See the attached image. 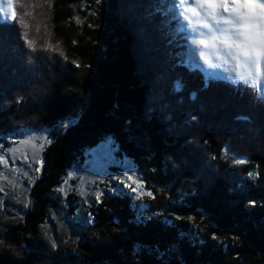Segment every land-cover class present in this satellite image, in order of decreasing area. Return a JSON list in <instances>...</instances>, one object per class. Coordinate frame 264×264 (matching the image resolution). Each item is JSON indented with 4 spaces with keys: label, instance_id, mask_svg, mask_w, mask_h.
Segmentation results:
<instances>
[{
    "label": "trees",
    "instance_id": "obj_1",
    "mask_svg": "<svg viewBox=\"0 0 264 264\" xmlns=\"http://www.w3.org/2000/svg\"><path fill=\"white\" fill-rule=\"evenodd\" d=\"M34 2L31 46L16 20L0 29V146L48 132L9 244L34 249L65 180L109 143L151 195L137 206L105 190L86 229L70 222L73 264H264V99L173 56L162 17L146 15L152 0Z\"/></svg>",
    "mask_w": 264,
    "mask_h": 264
},
{
    "label": "rangeland",
    "instance_id": "obj_2",
    "mask_svg": "<svg viewBox=\"0 0 264 264\" xmlns=\"http://www.w3.org/2000/svg\"><path fill=\"white\" fill-rule=\"evenodd\" d=\"M18 3L21 16H16V22L18 21V26L21 24L25 30L26 27L28 28L30 43L27 35L25 39L27 41L26 45L31 46L33 42L32 29L35 21V2L34 0H19ZM158 3L159 0H152L150 4H147L146 15L148 14L150 17L151 13H153L160 18L161 15L155 11ZM40 9H38V12ZM32 12L31 24L29 25L23 15ZM160 23L161 25L163 24L161 21ZM179 23L177 20L169 22L167 25L166 35L171 42L174 41L171 54L177 57L178 54L182 53V60L189 65L199 66V62L186 61L184 55L186 46L182 38L186 33H178L176 31ZM19 27L18 30L20 31ZM18 53L25 59L23 49H20ZM167 68L169 71V66ZM202 68L210 76L221 74L234 76L230 72ZM47 134L48 132L46 131L27 132L12 141L9 140L10 148L2 149L0 146V157L6 161L0 164V251H13L18 255L32 256L38 264H73L69 257L78 255L80 238L71 223H80L85 226L84 229L89 226L88 208L99 200L97 199V194L100 197L105 190L112 191L117 189L124 191L133 196L134 202L138 206L148 197L144 193H149V190L146 189L139 173L136 172L130 162L123 161L121 163L117 160L109 143L102 144L94 151L87 150L85 153V165L72 173V176L65 180L64 186L60 188V193L65 203L59 201L58 207L50 211L48 221L36 233V240L33 242L34 249L25 248L22 251L12 246L6 237V230L10 225L21 221L26 208L30 204L28 195L29 183L32 182L40 170L41 152L48 143ZM125 169L129 170L130 173H134V180L140 182L141 187L137 191L131 190L136 188V184L127 181L126 177L125 181L129 184V187H124L117 180L111 179L112 175H121ZM70 194L79 197L81 206L77 210L71 211V214H68V205L65 206L64 204H67L66 198ZM73 212H76L77 216L74 217V220H71ZM70 216L71 219L69 218Z\"/></svg>",
    "mask_w": 264,
    "mask_h": 264
},
{
    "label": "snow or ice",
    "instance_id": "obj_3",
    "mask_svg": "<svg viewBox=\"0 0 264 264\" xmlns=\"http://www.w3.org/2000/svg\"><path fill=\"white\" fill-rule=\"evenodd\" d=\"M15 8L13 0H0V29L16 20ZM155 11L165 26L180 22L176 31L186 33V61L233 73L232 83L264 99V0H159ZM5 162L0 157V164ZM125 177L136 184L132 191L141 187L127 169L111 179L129 187Z\"/></svg>",
    "mask_w": 264,
    "mask_h": 264
},
{
    "label": "water",
    "instance_id": "obj_4",
    "mask_svg": "<svg viewBox=\"0 0 264 264\" xmlns=\"http://www.w3.org/2000/svg\"><path fill=\"white\" fill-rule=\"evenodd\" d=\"M0 264H38L29 255H18L13 251H0Z\"/></svg>",
    "mask_w": 264,
    "mask_h": 264
}]
</instances>
